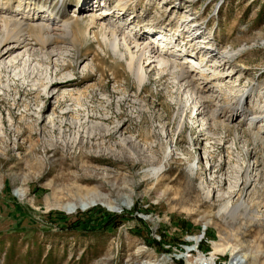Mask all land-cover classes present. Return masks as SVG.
Wrapping results in <instances>:
<instances>
[{"label":"rangeland","instance_id":"1","mask_svg":"<svg viewBox=\"0 0 264 264\" xmlns=\"http://www.w3.org/2000/svg\"><path fill=\"white\" fill-rule=\"evenodd\" d=\"M121 2L123 15L116 0H85L82 16L104 17L150 43L151 30L161 29L168 47L176 39L172 29L186 19L199 28L195 42L210 41L214 48L206 52L218 59L228 60L224 50L242 49L230 62L231 75L219 81L223 94L206 105H221L216 112L223 117L245 94L246 109L264 116V0ZM40 3L61 6L69 16L80 14L83 1ZM105 12L111 13L99 16ZM163 42L156 47L163 56L151 58L145 50L148 78L141 84L122 58H107L96 42L77 57L58 40L48 47L55 54L50 64L39 63L46 56L31 40L0 57V264H230L233 255L244 256L243 264H264V144L249 139L250 129L264 135V127L240 113L231 130L213 128L174 76L159 70L168 59ZM136 44L128 45L134 53ZM94 51L106 62L93 60ZM180 53V61L188 59ZM55 64L70 65L63 74L76 77L72 85L51 86ZM41 80L49 83L41 86ZM69 93L82 95L75 100ZM89 114L101 119L84 122ZM160 163L164 170L155 177L149 170ZM90 192L101 200L67 211ZM109 215H119L120 224H107Z\"/></svg>","mask_w":264,"mask_h":264},{"label":"bare ground","instance_id":"2","mask_svg":"<svg viewBox=\"0 0 264 264\" xmlns=\"http://www.w3.org/2000/svg\"><path fill=\"white\" fill-rule=\"evenodd\" d=\"M121 1L123 0H116L115 7L122 13L121 15H123L126 11V3L123 4ZM84 3V1L83 3H79V15L71 14L67 16L61 6L58 7L55 5L52 8H49L45 5H42L40 3V0H28L25 4H22V1L20 0H17V2H15L14 0H6L0 2V57L8 56L13 51H16L21 47H28L31 44V40L34 41L35 44L39 45V50L42 51V53H44V55L46 56V60L44 61L40 59L39 63L50 64L52 63L51 58L55 54L48 52V47L50 45H55L58 40H62L64 43L70 44L72 49L76 52V54H78L77 57L86 54L89 50H92L93 42H96L101 47L105 55L108 56L107 58H110L111 56L116 57V60L122 58L121 60H123V64L128 68L129 73L133 75L140 84L146 81L148 75L143 66V60L146 54L145 50L147 49L148 52L151 53V58L163 55L158 52V49L154 44L152 45L149 41H147V39L145 38L146 36L144 37V35L130 37L128 34L122 33L120 26L113 23L112 21L106 22V20H103L104 17H102L103 19L98 18V15L96 16L94 14H91L85 15V17H83L82 13L89 9L87 8L88 5ZM104 3H106V1ZM112 9V7H109V10L114 13L116 10ZM110 13L111 12H105L103 14H100L99 16H107ZM137 24L139 25L140 23L138 22ZM194 25L196 24L190 23V21L183 19L182 21L180 20V29H172V34L176 38L175 40L172 39L173 45L168 47L166 45H168L170 41L168 43L163 42L164 44L161 45V48L163 53H165V47H167L169 50H171V48L173 50V47H177V49H175L176 54H173L169 50H166L167 54H165V58H168L166 59L167 62L164 63V65L162 64L163 66L161 65L159 70L161 72H164V75L169 74L174 76L177 89L179 90V88L184 87L185 92L188 93L189 96H192L196 104H199V108H201V115H203L205 119L209 121L213 128L219 126L223 130H231V121L234 117H238L240 113L244 118L247 117L250 122L259 123L262 127H264V123L261 122V120H264V116H262L261 114L255 115L254 113L250 112V109L247 110L244 103H242V99L244 98L245 94H242L235 99L237 100L236 104L233 102L234 106L231 107L232 110L231 112L229 111L230 114L228 115L224 114L223 117H220L221 115H217L218 112H216V110H220L222 108L221 105L217 106L216 109H208L206 101L208 100V102L213 103L217 100V98H219V96L223 94H221L220 90H217V87L221 86L219 81L222 80V78H227L231 75V72L233 70L230 67V62L242 49H238L236 51L224 50L222 52L224 55L221 54V56L227 57L228 60L222 61L218 59L219 56L217 57L216 53L209 54L206 52L207 49L213 50L214 48V44L210 43V41H201L204 45H201V42L199 41L195 42L196 37L194 36L196 34L193 36V33L198 32L199 28ZM91 30H93L92 41L88 37ZM134 40L137 42V50L135 53L132 52L130 50V47L128 46ZM165 40L168 41L170 39L166 37ZM188 42L191 43L187 44ZM192 43H196L195 47L197 51H195L194 48L190 47ZM119 44H122L125 48L126 56L120 50ZM54 48L59 49L56 46ZM182 51H186L189 53L188 59L183 62L180 61V58H178L179 56H181L180 52ZM93 56V60L99 56L98 58H100L101 61L106 62L105 58L98 54L97 51ZM193 57L197 61L195 59H192ZM154 61L155 60H151L150 62ZM193 63L198 67H194ZM55 65L58 67V69L53 73V77L50 80L51 86L61 88L72 85V82L76 79V77H65V75L63 74V71L68 70L70 65ZM1 71L7 72L4 67L1 69ZM239 75L240 74L235 75V81H238L241 78ZM89 78L90 77L85 79ZM215 81H217L219 85H217V82ZM39 83L41 86H43L45 83L47 84L49 82H44L43 80H41ZM233 91V89H230L226 94L228 96L230 94L232 95ZM80 93L78 94V96L80 95ZM69 96L73 97V99L75 100L79 99L78 96L75 97L72 93H69ZM245 97L246 99L243 101H247V96ZM65 101H67V99H65L64 101L62 100V103H64ZM177 104L179 105L180 109L182 107V104L179 100L177 101ZM225 108H227V106ZM237 109L242 111L236 112ZM67 113H70V111L60 112L58 116L64 117L67 115ZM84 119V122H86L94 119H101V117L94 114H89L84 116ZM102 119H105V121H109L110 119H112V117ZM52 120L56 121L55 118H53ZM63 127H70V125L68 123H64ZM42 129L44 130V128ZM250 130L249 139H251L254 144L263 145L264 135L262 134L261 129L259 128L253 131ZM113 134L114 132L111 136H114ZM164 167V164L160 163L158 166L150 168L149 171L152 172L153 176L158 177V175H160V173L164 170ZM190 170L192 171L193 168L190 167ZM90 193L91 195L85 197V200L82 201V199L80 198L78 203L74 202L67 205V211H73L77 208H86V206L88 207L94 202L96 203V201L101 200L102 197H100V195L96 192ZM239 205L243 207L242 203H239ZM238 208V206L235 207L231 211V213H235ZM199 239L200 238L198 237L193 239L194 245L198 244ZM214 250L218 251L220 249L218 246H215ZM202 262L203 264H206L205 259ZM243 263H245V257L242 255H233L230 261V264Z\"/></svg>","mask_w":264,"mask_h":264},{"label":"trees","instance_id":"3","mask_svg":"<svg viewBox=\"0 0 264 264\" xmlns=\"http://www.w3.org/2000/svg\"><path fill=\"white\" fill-rule=\"evenodd\" d=\"M109 217H110V219H109V221L106 222L107 224H110V223L114 224L115 223V226H118L120 224V222H121L120 218L121 217L119 215H109ZM75 226L76 225H74V224H70L67 227L73 232H82L81 230H78L77 227H75ZM81 229L83 230V227Z\"/></svg>","mask_w":264,"mask_h":264}]
</instances>
